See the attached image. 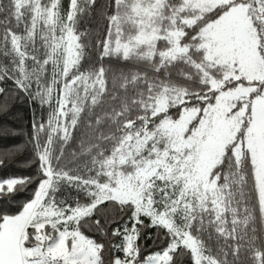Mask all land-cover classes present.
Wrapping results in <instances>:
<instances>
[{
  "label": "snow or ice",
  "instance_id": "6c2138e0",
  "mask_svg": "<svg viewBox=\"0 0 264 264\" xmlns=\"http://www.w3.org/2000/svg\"><path fill=\"white\" fill-rule=\"evenodd\" d=\"M101 20L99 61L137 70L88 62ZM5 80L48 114L37 174L0 178L37 185L0 208V264H264V0H0Z\"/></svg>",
  "mask_w": 264,
  "mask_h": 264
},
{
  "label": "trees",
  "instance_id": "16d2710c",
  "mask_svg": "<svg viewBox=\"0 0 264 264\" xmlns=\"http://www.w3.org/2000/svg\"><path fill=\"white\" fill-rule=\"evenodd\" d=\"M65 8H67L69 0H63ZM106 24L104 21H92L88 27L92 30V35L88 38L89 43V63H103L106 68H110L114 72L123 71L129 73L137 70L132 63L109 60L99 61V48L94 47L96 39L99 38L104 31ZM7 63V61H5ZM0 87L11 89L14 87L11 80H5L0 83ZM7 99V111H0V158L5 159V164L0 166V178L10 176H30L34 177L38 171V162L35 161V153L32 144L30 143L33 135L32 122L34 115L37 119H46L48 110L46 107H41L39 103L27 99L24 94L10 93L7 96H0V103ZM17 146H23V150L15 152L13 155H7L10 149H15ZM77 150L76 143L71 145V148L66 151ZM70 158V157H69ZM36 184L28 185L22 192L18 193L15 199L0 201V208L8 212H15L19 205L30 199L36 189ZM71 194L75 197L76 193L71 189H65V195ZM149 221L145 219V224ZM117 226V225H114ZM129 227L131 224L129 223ZM95 237L104 242V238L98 233ZM159 236V239L157 237ZM121 237H112V243L118 244ZM145 253L160 250L166 246L163 236V230L156 228H146L143 230V235L139 241ZM115 251V250H113ZM180 251V250H178ZM176 264H191L190 259L186 254H180L176 257Z\"/></svg>",
  "mask_w": 264,
  "mask_h": 264
}]
</instances>
